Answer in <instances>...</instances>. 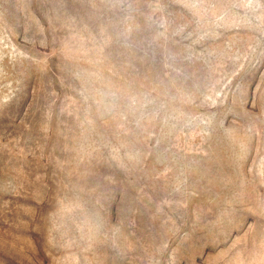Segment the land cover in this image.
Returning a JSON list of instances; mask_svg holds the SVG:
<instances>
[{
    "label": "rangeland",
    "instance_id": "374dc122",
    "mask_svg": "<svg viewBox=\"0 0 264 264\" xmlns=\"http://www.w3.org/2000/svg\"><path fill=\"white\" fill-rule=\"evenodd\" d=\"M0 264H264V0H0Z\"/></svg>",
    "mask_w": 264,
    "mask_h": 264
}]
</instances>
